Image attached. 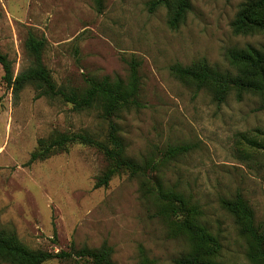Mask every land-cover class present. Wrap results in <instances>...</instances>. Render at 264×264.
<instances>
[{
  "label": "rangeland",
  "instance_id": "rangeland-1",
  "mask_svg": "<svg viewBox=\"0 0 264 264\" xmlns=\"http://www.w3.org/2000/svg\"><path fill=\"white\" fill-rule=\"evenodd\" d=\"M154 0H0V53L15 74L33 66L25 44L30 34L46 41L45 66L58 87L83 91L86 79L127 80L139 65L142 107L115 121L127 154L153 161L146 194L141 179L121 173L95 189L109 162L97 149L75 144L68 152L29 164L39 141L50 135L87 132L103 140L108 125L99 110L76 112L61 99L37 98L29 85L19 100L3 80L0 64V231L14 232L31 250L50 252L113 248L115 264H139L144 248L157 264H174L188 251L173 239L151 191L161 183L184 194L202 211V222L222 242L223 264H250L247 242L223 199L241 194L264 228V110L258 98L232 93L217 104L171 73L175 64L205 60L235 73L227 54L264 47V34L237 36L232 24L246 0H191L186 21L169 27L165 7ZM192 150L169 157L172 147ZM149 191V192H148ZM0 264L4 263L0 260ZM45 264H85L50 261Z\"/></svg>",
  "mask_w": 264,
  "mask_h": 264
},
{
  "label": "trees",
  "instance_id": "trees-1",
  "mask_svg": "<svg viewBox=\"0 0 264 264\" xmlns=\"http://www.w3.org/2000/svg\"><path fill=\"white\" fill-rule=\"evenodd\" d=\"M105 0H96L100 11ZM165 7L169 12V27L177 30L186 21L192 8L191 0H154L151 11ZM237 36L264 34V0H246L232 24ZM26 50L33 57V66L15 74L14 63L5 54L0 53V64L4 70L3 80L12 91L14 99L19 100L27 86L32 85L38 92L37 98L61 99L70 104L76 112L99 110L100 118L107 123L108 132L103 140L87 132H56L39 141L38 149L32 153L29 164L46 161L52 156L68 152L75 144L97 149L109 162L108 169L100 176L95 189L108 187L113 178L123 172L140 178L141 190L146 194L149 186V172L156 170L153 161L139 163L127 154V145L121 135L120 125L115 121L121 113L142 107L140 102L141 79L139 65L131 64L127 80L105 77L102 81L86 79L87 87L83 91L58 87L51 72L45 66L43 54L45 40H39L30 34ZM235 73L222 72L212 67L205 60L190 66L175 64L171 67L172 75L186 85H191L196 92L209 91L217 104H223L235 93L238 101L246 96L258 98L264 110V47L248 45L244 49H234L227 54ZM192 150L189 145L172 147L169 157H179ZM151 191L160 207L159 215L167 223L173 239H184L188 251L178 257L174 264H223L222 242L203 222L202 211L184 194L175 190L164 189L161 183ZM149 192V191H148ZM223 208L230 214L238 227L239 234L247 242V259L250 264H264V228L257 225L255 212L249 202L238 194L232 199H223ZM113 248L105 244L101 248H76L70 251L50 252L31 250L20 241L16 233L0 231V260L8 264H45L58 260L74 261L85 264H115ZM139 264H157L144 248H140Z\"/></svg>",
  "mask_w": 264,
  "mask_h": 264
}]
</instances>
